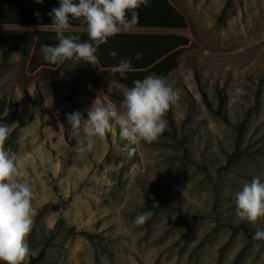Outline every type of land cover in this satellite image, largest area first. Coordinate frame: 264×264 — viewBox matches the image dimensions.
I'll list each match as a JSON object with an SVG mask.
<instances>
[{"label": "rangeland", "instance_id": "374dc122", "mask_svg": "<svg viewBox=\"0 0 264 264\" xmlns=\"http://www.w3.org/2000/svg\"><path fill=\"white\" fill-rule=\"evenodd\" d=\"M169 2L189 45L164 78L181 94L166 131L129 145L113 121L84 155L73 151L66 114L86 121L97 99L119 109L123 89L109 87L111 75L95 85L85 61L30 72L33 32L53 29L0 25L5 148L21 158L37 212L24 264H264V240L253 239L264 220H241L235 204L245 182L264 183V0Z\"/></svg>", "mask_w": 264, "mask_h": 264}, {"label": "clouds", "instance_id": "9594fccd", "mask_svg": "<svg viewBox=\"0 0 264 264\" xmlns=\"http://www.w3.org/2000/svg\"><path fill=\"white\" fill-rule=\"evenodd\" d=\"M36 2L41 3L42 0ZM147 3L148 0H59V7L48 13L52 19L48 26L55 31L58 43L55 46L41 45L42 59L52 65H61L65 61L77 64L85 61L96 65L100 46L121 32L133 31L139 22L137 9ZM36 15L39 18V13ZM70 18L81 20L86 25L90 42H81L78 35H65L70 29ZM108 55L116 57L118 54L110 51ZM136 59H142V55L137 53ZM110 71L125 78L126 73L134 72L135 68L130 58H122ZM109 87L123 89L119 109L110 102L98 103L97 99L87 110L86 121L79 111L66 114L75 139L73 151L77 154L90 152L93 145L88 138L105 137L112 131L113 121L119 126L121 140L129 145L157 141L168 126L166 113L181 98L180 90L168 84L163 77L148 76L135 80L131 88L112 80ZM10 130L0 117V264H24L31 251L27 237L37 212L32 204L34 193L23 171V162L16 153L5 148ZM115 147L120 150L119 144ZM135 151L134 147L128 148L129 156ZM235 204L236 214L241 220L250 223L264 220V183L259 177L243 184L242 189L235 193ZM152 214L151 211L138 213L134 223L142 225ZM253 239L264 240V229L258 228Z\"/></svg>", "mask_w": 264, "mask_h": 264}, {"label": "trees", "instance_id": "16d2710c", "mask_svg": "<svg viewBox=\"0 0 264 264\" xmlns=\"http://www.w3.org/2000/svg\"><path fill=\"white\" fill-rule=\"evenodd\" d=\"M16 6L1 7L0 25L31 26L52 29V19L48 13L59 7V0H42L38 4H24L19 0ZM36 1V0H35ZM139 22L134 30L164 31V33H119L108 39L98 49L96 55L98 63L92 65L90 75L95 85H101L108 76L115 79L127 88L133 86L135 80H143L150 74L156 77L166 78L178 67V59L189 45V39L182 34L168 33V31H182L187 29L184 16L169 2V0H148L147 5H141L137 9ZM36 13H39L37 18ZM70 29L65 35H78L81 42L89 41L86 25L81 20L70 18ZM48 26V27H45ZM36 41L29 61V71L34 72L39 68L55 69L59 65H52L42 59L41 45L55 46L58 41L54 30H36L33 32ZM90 42V41H89ZM116 51V57H110L108 53ZM140 53L142 59L137 60L136 54ZM130 58L134 72L126 73L125 78L119 74H112L110 69L118 65L120 59ZM84 62V61H82ZM85 63V62H84ZM87 63V62H86ZM70 102L74 106L70 96ZM12 109V107H9ZM223 97L219 95V107L217 115L222 117ZM247 232L246 227H242ZM88 239H95L94 235L81 233Z\"/></svg>", "mask_w": 264, "mask_h": 264}, {"label": "crops", "instance_id": "0c3cea01", "mask_svg": "<svg viewBox=\"0 0 264 264\" xmlns=\"http://www.w3.org/2000/svg\"><path fill=\"white\" fill-rule=\"evenodd\" d=\"M24 4H38L35 0H22ZM19 0H0V9L1 7H7V6H16V4H19ZM168 33H174L175 31H168Z\"/></svg>", "mask_w": 264, "mask_h": 264}]
</instances>
